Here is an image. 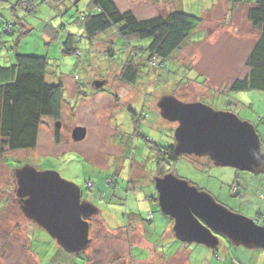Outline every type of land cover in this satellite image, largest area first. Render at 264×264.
<instances>
[{
    "label": "rangeland",
    "instance_id": "rangeland-1",
    "mask_svg": "<svg viewBox=\"0 0 264 264\" xmlns=\"http://www.w3.org/2000/svg\"><path fill=\"white\" fill-rule=\"evenodd\" d=\"M92 1L35 0L32 14L0 2V33L8 24L22 21V30L27 33L20 37L17 52L47 57V81H61L65 88L61 142L57 143L54 136V120L47 118L35 149L7 151L0 156V264L167 263L168 259L161 258L163 249L158 242H163V232L173 224L157 201L151 213L150 244L133 245V240L139 241L144 235L138 222L128 216L146 200L150 206L151 196L157 197L155 178L169 172L209 193L230 211L262 219L264 226V174L216 167L207 157L183 156L175 163L165 162L162 154L174 144L177 124L164 120L158 108L160 99L170 95L184 103L200 102L216 111L233 112L256 127L264 151V122L258 121L259 116L264 118V92L234 93L225 89L233 79L249 72L245 62L257 36L248 19L250 1L115 0L119 10H131L139 19L171 10L204 19L197 36L193 35L184 48L165 61L166 69L149 76V82L145 75L148 67H142V81L131 88L132 92H127L116 77L129 52L127 42L118 38L115 30L93 41L81 35L84 26L79 18L91 12ZM202 31L206 35H201ZM68 34L79 37L78 52L71 55L62 52ZM3 38L11 42L1 49L0 64L10 66L15 61L11 47L16 37L3 34ZM130 43L146 47L149 41L137 39ZM187 66L191 70L187 71ZM98 83H104L102 89H97ZM76 127L87 130L82 142L71 139ZM26 166L57 172L79 186L82 199L98 209L99 214L88 220L91 244L86 252L70 254L48 236L56 243L48 252L53 258L43 256L47 236L38 234L39 227L31 228L15 196L14 173ZM154 223L159 226L157 230ZM186 245L192 264H264V250L235 246L226 239H221L215 250L195 243ZM173 253L172 249L166 251L167 257Z\"/></svg>",
    "mask_w": 264,
    "mask_h": 264
},
{
    "label": "water",
    "instance_id": "water-1",
    "mask_svg": "<svg viewBox=\"0 0 264 264\" xmlns=\"http://www.w3.org/2000/svg\"><path fill=\"white\" fill-rule=\"evenodd\" d=\"M101 89L104 83L96 84ZM161 117L177 126L173 138L180 156L209 158L216 167L264 174V151L256 127L230 111H216L200 103H184L173 96L158 102ZM61 128V122H57ZM87 137L84 127L71 132L73 142ZM15 196L25 217L43 229L57 245L79 254L91 244L90 223L99 214L82 199L81 188L57 172L26 166L15 171ZM157 203L173 219V233L181 243H195L215 250L220 236L235 246L264 250V226L236 214L172 173L156 177Z\"/></svg>",
    "mask_w": 264,
    "mask_h": 264
},
{
    "label": "trees",
    "instance_id": "trees-1",
    "mask_svg": "<svg viewBox=\"0 0 264 264\" xmlns=\"http://www.w3.org/2000/svg\"><path fill=\"white\" fill-rule=\"evenodd\" d=\"M151 1L158 2V0ZM232 1L246 3L244 0ZM248 1L252 5L248 10V19L256 29L257 36L245 62L249 68L248 74L242 78L233 79L232 83L225 88L234 93L264 92V0ZM34 9V2L22 0L13 10H23L32 14ZM79 20L84 26L81 35L89 41H93L100 34L115 30L116 36L127 42L129 52L120 74L116 77L120 84L135 88L142 81V67H148L149 72L146 71L145 75L148 76L147 81L149 82L153 73L166 69V60L171 59L176 52L184 48L193 35L197 36L196 32L204 19L182 10H171L164 15L139 19L131 10H119L115 0H93L91 12L86 15L82 14ZM22 29H24V25L22 21L18 20L14 24H8L7 27H4L3 33H0V51L11 42L4 39L3 34L12 38L16 37L11 47V50L15 52V61H12L13 64L10 66L0 64L1 157L7 151L35 149L44 119L51 118L56 122L61 121L65 105L63 82L49 83L47 81L49 59L44 56L24 55L17 52L16 45H18L20 37L27 33ZM202 32L201 35H206V32ZM77 39L79 40L77 35L68 34L63 43L62 52L67 55L77 53ZM137 39L149 41V44L146 47L131 45L130 42ZM153 68L155 71L152 70ZM187 68V71L191 70V67L187 66ZM149 76H151L150 79ZM261 122H264V119ZM54 136L56 142L60 143L61 134L56 127ZM165 150V153L162 154L165 162L175 163L181 158L175 153V143L166 147ZM155 200L157 201V197ZM134 216V214H130L128 218L135 219ZM167 218L173 224V219ZM255 221L263 225L262 219L257 218ZM221 239L226 238L220 236V242ZM46 241L49 243L46 247L48 253L56 243L49 237ZM88 249L89 247L83 252ZM45 253H43L44 256L53 258L50 253ZM96 264L99 263L96 262Z\"/></svg>",
    "mask_w": 264,
    "mask_h": 264
},
{
    "label": "crops",
    "instance_id": "crops-1",
    "mask_svg": "<svg viewBox=\"0 0 264 264\" xmlns=\"http://www.w3.org/2000/svg\"><path fill=\"white\" fill-rule=\"evenodd\" d=\"M19 1H22V0H0V2H3L4 6L6 7H12V9H14V7L19 3ZM25 1V0H23ZM29 1H32L34 2L35 6H36V3H35V0H29ZM15 3V4H14ZM13 4V5H12ZM123 85V84H122ZM126 87V91H131L132 92V89L130 86H127V85H123ZM253 109V108H252ZM263 117H260L258 118V121L261 122L263 121ZM42 130V128L40 129ZM40 133V132H39ZM149 198V197H148ZM147 198V199H148ZM150 206L148 207L146 205L147 203V200L146 202H144V206H140L138 207V210H135L136 213H132L134 214V218L135 220L138 222V224L141 226L142 228V233L144 235V237L142 239H140L139 241L137 240H133V245L135 246H140V245H145V244H150L151 240H152V232H151V225H152V222H151V219H153V215L151 214L152 213V210L154 209V205L153 203L156 202L155 201V195H152L151 196V199H150ZM136 209V208H135ZM261 213V211H260ZM143 217H145L146 220L143 219ZM168 217V216H167ZM31 222V221H30ZM141 222V223H140ZM33 224V225H32ZM34 226H37L36 224H34L33 222H31V228L34 227ZM38 227V226H37ZM145 227L149 228V231H147L145 229ZM154 227L155 229L157 230V228L159 227L156 223H154ZM40 228V227H39ZM171 229L172 227H168L164 232H163V238H165L164 240H162L163 242H158V244L160 245V247L163 249V253H162V256L161 258H165V259H168L170 260V264H192L189 260V255H188V248H187V243H181L179 242L175 236H174V233H173V230L171 232ZM32 233V232H30ZM38 234H40V236H47L48 238V235L47 233L40 228ZM37 234V236H38ZM147 234H150L151 236H146ZM37 236H35V238H37ZM170 237L171 238H174V241H170ZM166 238L168 240H166ZM36 240V239H35ZM149 240V241H147ZM144 242H146L144 244ZM49 244V243H48ZM176 244V246H175ZM169 249H172L174 250V253L170 256V257H167L166 255V251L169 250ZM44 256V254H43ZM47 256V255H45ZM44 256V257H45ZM168 260L166 261L168 263ZM173 261H176L175 263H173ZM112 262V261H111ZM111 262H108V261H105L104 263L105 264H110ZM114 262V261H113ZM212 262V261H211ZM167 263H164V262H158L157 264H167Z\"/></svg>",
    "mask_w": 264,
    "mask_h": 264
},
{
    "label": "flooded vegetation",
    "instance_id": "flooded-vegetation-1",
    "mask_svg": "<svg viewBox=\"0 0 264 264\" xmlns=\"http://www.w3.org/2000/svg\"><path fill=\"white\" fill-rule=\"evenodd\" d=\"M54 123H55V127L57 128V122L56 121H54ZM58 129V128H57ZM58 130H60V129H58ZM61 131V130H60ZM164 174H166V173H164ZM164 174H163V176H164ZM162 175V174H161ZM16 185V184H15Z\"/></svg>",
    "mask_w": 264,
    "mask_h": 264
},
{
    "label": "built area",
    "instance_id": "built-area-1",
    "mask_svg": "<svg viewBox=\"0 0 264 264\" xmlns=\"http://www.w3.org/2000/svg\"><path fill=\"white\" fill-rule=\"evenodd\" d=\"M89 185V188H92V185L91 184H88Z\"/></svg>",
    "mask_w": 264,
    "mask_h": 264
},
{
    "label": "clouds",
    "instance_id": "clouds-1",
    "mask_svg": "<svg viewBox=\"0 0 264 264\" xmlns=\"http://www.w3.org/2000/svg\"><path fill=\"white\" fill-rule=\"evenodd\" d=\"M238 190V188H236V191ZM259 223V222H258ZM261 225V224H260Z\"/></svg>",
    "mask_w": 264,
    "mask_h": 264
},
{
    "label": "bare ground",
    "instance_id": "bare-ground-1",
    "mask_svg": "<svg viewBox=\"0 0 264 264\" xmlns=\"http://www.w3.org/2000/svg\"><path fill=\"white\" fill-rule=\"evenodd\" d=\"M170 173V172H169Z\"/></svg>",
    "mask_w": 264,
    "mask_h": 264
}]
</instances>
